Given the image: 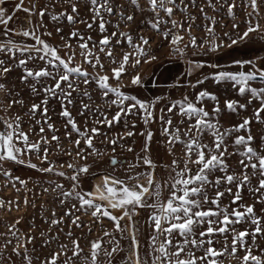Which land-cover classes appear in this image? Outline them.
I'll return each instance as SVG.
<instances>
[{"label": "snow or ice", "instance_id": "6c2138e0", "mask_svg": "<svg viewBox=\"0 0 264 264\" xmlns=\"http://www.w3.org/2000/svg\"><path fill=\"white\" fill-rule=\"evenodd\" d=\"M71 3V0H67ZM196 0H191L192 5H195ZM3 3V0H0ZM129 3L144 12L145 8L141 5L140 0H129ZM147 11L151 14L152 19L148 21L149 26L157 34L168 42L173 55H184L185 49L188 47H200L203 43L198 44L195 37L191 36V22L195 17L188 16V27L185 29L184 23L173 19L179 4H183L184 0H145ZM209 7H213V0H206ZM91 11L93 13L92 23L86 21H77L73 15L68 13H60L53 15L52 20L59 21L62 17L69 24L86 23L91 29L93 24L99 20V32L101 39L98 42H93L92 37L85 38L79 32L73 31L69 33L68 40L77 39L80 49L79 55L81 63H75L76 53L72 51L71 43H65V47L69 49L67 58L59 55V48L49 45L42 40L35 30H25L22 34L26 38H31L35 41L32 45L17 46L12 40H6L0 43V52L19 53L20 58L18 63L25 69L24 75L21 77L22 82L29 78L39 82L42 78H48L54 81L53 85L44 88L46 97L51 96L61 100L63 111L61 116L66 118V125H70L72 132L79 137L73 143L77 148L76 156L79 159H87L88 155H103L95 148L93 143L94 138L100 135L98 128L93 127L90 130L85 127L83 131L78 127L77 122L72 117L71 112L66 105L73 104L72 93L77 91V86L73 80L83 78L82 83L85 85L95 82L98 90L105 101L109 102L110 106H115L117 111L108 118L106 114L100 113L102 119H96L97 124L107 125L111 128L115 124L120 123L122 117H127L133 114H142L141 118L145 124L149 123L153 117L152 105L150 103L139 100L133 95H128L122 91L120 81L126 73L128 67L138 68L142 63H150L156 59V56L149 55L147 46L150 40L143 36L137 37L134 42L133 36L130 33L119 32L120 27L117 24V31H113L107 35L104 14L109 16L114 14L112 0H90ZM252 13L249 14V19L246 21V31L240 36L241 40L247 39L251 33H259L260 25L252 23L253 14L258 15L257 0H249ZM23 0L17 7H22ZM235 3L228 5L229 15H233ZM31 11V9H25ZM188 5L179 8L182 13H187ZM215 10V9H214ZM199 11L204 15L210 23L205 26V31L211 41H214L215 20L208 17L204 13L203 7ZM71 12L78 13L76 4L71 3ZM41 18L45 15L44 11H40ZM167 17V19H164ZM120 20L125 24L134 21L133 15H125L123 11L119 13ZM12 17H5L3 8H0V24L7 25ZM171 23V28L168 24ZM236 27V25H233ZM61 31V29H57ZM181 31H187L189 35V43L181 47L184 37L180 34ZM51 35V33H47ZM63 39V37H62ZM115 39L116 44L127 45L130 51L123 53L121 61L117 67L111 69L113 75L110 78L107 74L101 75L104 71L100 54L103 53L109 58L110 62L117 64L113 56L112 41ZM91 42V46H90ZM237 40H233L232 44H236ZM211 50H216L215 43L212 44ZM27 53V55H25ZM10 58H16L12 56ZM39 59L45 63V67L37 70H32L26 67L29 60ZM87 64L92 69H96L95 75L90 74L84 69L83 65ZM235 66L240 69L250 67V71L227 72L221 71L213 75L216 82L230 81L233 87L238 88V95L249 94L252 98L258 99L260 107L254 112L255 120L258 123L264 124V87L255 88L250 84L253 81L260 80L264 82V68H258L254 61H235ZM197 67L201 65L197 64ZM212 67H219L212 65ZM12 69L6 66L4 60H0V75L10 72ZM110 79L117 82V86L110 83ZM141 78L139 74L133 75L131 78L132 85H139ZM203 83V81H200ZM62 85L67 86L65 90ZM5 90V85L0 84V91ZM33 93L37 92L35 85L32 86ZM10 95V93H8ZM89 100L91 96L84 93ZM111 99L109 100V98ZM205 99H210L216 102V106L209 113L202 106ZM251 102V101H249ZM23 105V100L9 101L8 111L14 104ZM48 99H44L40 104L33 103L29 109L28 115L32 118L35 113L42 108L44 116L43 124H46L50 131H55L53 125L48 122ZM226 108L230 112H236L239 109H244L246 105L238 104L236 101H226ZM134 110L136 112L134 113ZM90 111V105L83 104L80 115ZM99 110L97 109V112ZM168 112L175 114L178 111L182 117L180 124L187 125L180 127L174 125L172 119L165 120L160 117L163 127L162 135L167 138V143L172 146L180 144L183 147V157L172 161L169 166V179L160 184L154 174L156 164L151 159L149 154L148 144L151 141L152 133H147L144 155L138 157V163L130 165L135 168L144 166L148 171L138 173L131 183L123 180H118L114 177L104 176L94 187V190L80 191L79 178L89 172L87 164L77 167L74 164H68L67 167L72 169L73 174L66 177L63 171H56L57 165L51 162L49 157V149L43 147V144L50 143L47 137L41 135V138L35 142L30 140V133L25 132L22 127V117L19 115L14 118L5 119L0 117V162L11 161L17 164H26L27 167L35 169L42 173H52L60 177H66L72 181L70 191H65L64 186L59 183L52 185V191L56 192L61 197L60 202L63 204L69 198L74 199L77 203L72 205L75 211H83L99 221L102 218H108L113 222L114 231L131 235V247L128 253L122 259L124 264H224L221 257L228 256L239 261V264H264V250H260L259 255L253 254V249L258 247L256 244L259 236H264V218L257 215L254 204L239 203L243 200L242 191L245 187L256 194L257 203L264 204V150H257L253 145L254 136L252 135L250 124L251 119L245 118L240 124L234 125L229 129H221L218 115L221 111L219 102L214 94L207 91H201L197 94L196 102L193 103L187 97L183 101L176 102L168 107ZM41 123V121H37ZM132 127H135L133 124ZM40 133H44L43 126L40 127ZM246 133L235 135L233 133ZM71 136V133H66ZM107 135L106 133L104 134ZM127 136H132L131 131L126 133ZM211 137V143H205L204 137ZM227 137H233L232 144L234 151L230 152L226 142ZM124 135H118L117 139L109 140L108 143L115 146L119 139H123ZM52 141H56L59 150L60 138L56 135L52 136ZM85 145L84 149L80 148L81 141ZM261 140L264 141V134L261 135ZM86 150L88 151L85 154ZM115 147H113V152ZM131 152L132 149L128 148ZM41 153H43L41 155ZM67 155H72L71 152H66ZM31 155H36L41 163H47L48 167L39 168L36 164L30 162ZM238 156L239 172L230 171L228 158ZM28 156L29 160L26 163L24 157ZM111 163L115 165L116 159L113 158ZM195 166V167H193ZM63 167V165H60ZM219 173V175L217 174ZM0 175H3L12 187H16V183L26 186V181L19 177H13L11 172L0 169ZM253 177L257 180L256 187H251ZM227 185L224 191H221L223 186ZM209 188L214 190L212 195L209 194ZM233 188L235 191L233 192ZM167 189L169 192L168 198H162V191ZM19 191V189H17ZM45 192L48 189H44ZM227 192L232 196L229 204L223 205L221 198ZM154 198V199H153ZM149 199H153L152 203H148ZM24 205H28L27 197L24 198ZM235 205V207H233ZM13 207L19 210L18 201H5L0 199V209L12 211ZM151 208L153 211L149 216L151 232L145 245L142 247L140 238L137 232L130 228L122 226V221L125 219L131 220L138 208ZM243 209V210H241ZM120 211L122 215H113V211ZM66 216H73L71 211L65 213ZM53 218L48 221L50 228L57 227L63 224V218H56L55 212L52 213ZM79 216L72 219V224L76 227H81L78 223ZM19 220L8 228L9 233L16 239L17 243L13 248L16 255L20 256L19 249L23 248V256L32 264L31 258L27 256V244L32 243L34 237L26 236L23 239L19 235L15 225L19 224ZM248 227L237 228V225H245ZM62 230V229H58ZM229 234H231V243H229ZM67 238L71 241V246L68 244L59 243L58 236H50L46 243L56 241L58 249L52 251L48 257L41 261V264H76L77 259H80L81 264H113L115 254L123 251L120 243L116 240L113 232L104 231V236L109 237L108 244L110 247H104L103 240L97 239L90 241V252L87 256H82L83 248L80 245V238H73V233H66ZM248 237H251L249 244ZM218 238H223L222 243ZM11 243V240L6 241V244ZM220 243L218 248L216 245ZM243 250V255H238L240 250ZM71 252V255H69ZM61 257H64L61 261Z\"/></svg>", "mask_w": 264, "mask_h": 264}, {"label": "rangeland", "instance_id": "374dc122", "mask_svg": "<svg viewBox=\"0 0 264 264\" xmlns=\"http://www.w3.org/2000/svg\"><path fill=\"white\" fill-rule=\"evenodd\" d=\"M233 2L236 7L233 8V15L230 16L227 8ZM71 3L76 4L78 13L71 12ZM71 3H68L67 0H23L22 7H17L20 4V0H3V3H0V8L4 9L5 17L11 16L12 19L9 20L7 25L0 24V43L10 39L17 46L32 45L35 43L33 39L16 33H22L25 30H35L42 40L53 47H58L59 55L64 58H67L69 52V49L64 45L65 43H71L72 51L76 53L75 63H81L79 41L77 39L68 40L69 33L76 31L85 38L91 36L93 42H98L101 39V33L98 28L99 20L93 24L91 29L87 27L86 23L69 24L63 17L59 21L52 20L53 15L68 13L73 15L77 21L83 20L87 23H92L93 13L90 0H71ZM112 3L114 14L111 16L104 14L105 20L108 21L105 35L117 31L115 26L119 24L118 31L130 33L134 42L139 36L148 38L150 40V44L147 46L148 53L150 56H156L155 60L150 63H142L138 68L128 67L119 82L123 86V92L152 105L154 118L145 124L141 118L142 114H133L122 117L120 123L115 124L111 128L107 127V125L97 124L95 122L96 119L103 118L100 113L106 114L111 119L117 108L110 106L109 102L105 101L95 82L85 85L81 82L83 78L74 79L73 83L78 90L72 93L74 103L66 106L81 131L85 127L89 130L93 127L99 129L100 135L94 138L93 143L95 148L103 153V155H88L86 160L79 159L76 156L77 148L73 143L79 137L72 132L70 125H66V118L61 116L63 111L61 100L51 96L46 97L44 92V88L53 85L54 81L42 78L37 82L29 78V80L22 82L21 77L24 75L25 69L19 65L18 59L20 56L16 52H0V60H4L6 66L12 69L10 72L0 75V84L5 85V90L0 91V117L5 119L14 118L17 115L22 117L23 130L30 133V140L33 142L39 140L41 135L47 137L50 143L43 144L42 148L47 147L49 149L48 159L57 165L56 171L65 172L66 177H70L73 174L72 169L67 167L68 164H74L77 167L87 164L89 172L79 178L80 191L94 190L97 182L104 176L131 183L138 173L148 171L142 165L135 168L130 167V165L138 163V157L144 155L143 149L148 132L152 133L148 147L151 159L156 164L154 169L155 178L160 184H164L169 179V166L172 161L183 157V147L180 144L170 146L167 143V138L162 135L163 127L160 117L163 116L165 120L172 119L174 125L182 128L186 127V124H180L182 117L178 111L173 114L168 112L167 109L172 104L183 101L185 97L195 103L197 94L201 91H207L217 97L221 109L217 118L221 129H229L234 125H238L245 118L251 119L250 129L254 136L253 145L257 147V150H264V141L261 140V135L264 134V124L258 123L254 117L255 110L260 107L259 100L252 98L249 94L238 95V88L233 87V83L230 81L216 82L212 78L215 73L221 71L238 72L243 70L247 72L251 70L250 67L240 69L234 65L235 61L252 60L258 68V63L264 66V0H257L259 14H253L252 19L253 24H256L257 21L259 22V33H251L244 40H241L240 36L246 31V21L249 19V14L252 13L249 0H213L215 10L207 5L206 0H196L195 5H192L191 0H184L183 4L178 5L173 19L183 22L185 29H187L188 16L195 17L194 21L191 22V36L196 38L198 44L203 43V46L188 47L185 49L183 56L173 55L168 42L150 28L148 21L152 19V16L147 11L145 0H140L141 5L145 8L143 13L130 4L129 0H112ZM184 5H188L187 13L179 11V8L184 7ZM201 7H203L204 13L208 17L215 20L214 41L210 40L208 33L204 30L210 21L206 20L199 11ZM25 9H31V11H26ZM40 11L45 13L43 18L39 15ZM121 11L125 15H133L134 21L125 24L119 18ZM164 19H167V17H164ZM233 25H236V27H233ZM168 27L171 28V23L168 24ZM58 28L61 31L58 32ZM47 33H51V35L49 36ZM180 34L184 37V41L181 44V47H183L184 44L189 43V35L187 31H181ZM233 40H237V43L232 44ZM112 43L115 45L113 56L117 64L111 63L109 58L103 53L100 54L104 64V71L100 72V74H107L110 78L113 75L111 69L118 66L124 52L130 51L126 44H116L115 39H113ZM213 43L216 45L215 51L211 50ZM12 56L16 58H10ZM197 64L201 66L197 67ZM212 65H218L219 67H212ZM45 66V63L39 59L29 60L26 65L27 68L32 70ZM83 67L90 74L95 75L97 72L96 69H92L87 64H84ZM136 74H139L141 83L132 85L131 78ZM200 81H203V83H200ZM110 83L113 86H117V82L113 79H110ZM33 85L37 89L36 93L32 91ZM250 86L262 88L264 87V82L256 80L251 82ZM62 87L67 90L66 85H62ZM85 92L92 97L91 100L84 95ZM46 98L48 99V122L53 125L54 132L50 131L46 124H43L42 108L35 113L34 118L28 115L33 103L40 104ZM11 100H23V105L17 103L10 110L4 111ZM226 101H236L238 104L246 105V107L244 109L238 108L236 112H230L226 108ZM83 104L90 105V111L80 115ZM197 106H202L206 111L212 113L216 102L205 99L202 105ZM97 109L99 110L98 112ZM135 112L136 110H134ZM261 116L264 117V113H261ZM37 121H41V123H37ZM133 124L135 127H132ZM41 126L45 129L42 134L39 131ZM0 128H2V125H0ZM129 131L133 133L132 136L126 135ZM66 133H71V136L66 135ZM105 133L107 134L106 136L104 135ZM239 134L246 135L243 132L233 133V137ZM53 135L60 138L59 150L56 141L51 139ZM118 135H124V138L119 139L117 145L113 146L108 143L109 140L117 139ZM233 137L226 138L230 152L234 151ZM204 142L210 144L211 137L205 135ZM113 147H115L114 152ZM80 148H85L83 140ZM128 148H131L132 151L129 152ZM88 151L91 150H86L85 154ZM66 152H71L72 155H67L65 154ZM113 158L117 161L115 165L111 163ZM24 159L27 163L29 157L25 156ZM238 160L239 157L235 155L228 158L227 162L230 165V171H240ZM30 162L36 164L39 168L48 167V164L41 163L36 155H31ZM60 165H63V167H60ZM0 169L9 171L13 177H19L21 180L26 181V186L16 183V187L13 188L11 183L3 175H0V199L19 202V210H16L15 207H13L12 211L0 209V264H28V261L23 256V248L19 249L21 252L20 256L13 251L17 241L9 233L8 228L17 220L20 222L15 225V229L18 230L21 238L23 239L26 236L34 237L32 243L27 244V256L31 258L32 264H41V261L48 257L52 251L58 249L56 241L46 243L50 236H58L59 243L71 246V241L66 236V233L71 231L73 238H80V245L83 248L81 255L87 256L90 252V241L102 238L104 247H110L108 244L110 238L104 236L105 230L113 232L116 240L120 243L121 249H123V251L115 254L113 264H124L122 258L127 255L131 247L130 234L128 232L123 234L115 232L113 222L108 218H102L97 221L83 211H75L72 205L77 202L72 198L67 199L62 204L60 202L61 197L52 191L54 183L62 184L65 191H70L72 188L70 179L52 173H42L27 167L26 164H17L11 161L0 162ZM217 174L219 175V173ZM256 185L257 180L253 177L251 187L254 188ZM226 187L227 185L223 186L221 191H224ZM46 188L48 189L47 192L44 191ZM208 191L210 195L214 193L211 188ZM234 191L235 188H233ZM168 195V190L164 189L162 198L166 200ZM242 196L243 200L239 203L254 204L257 215L264 218V204L256 202V194L245 187L242 191ZM25 197L28 199L27 206L24 205ZM153 199H149L148 203H152ZM231 199L232 196L225 192V195L221 198L222 204H229ZM69 211L73 213L72 217L65 215ZM152 211L151 208L145 207L138 208L135 212H138V216L134 231L138 233L142 247L151 232L149 216ZM53 212H55L56 218H63V224L50 228L48 221L53 218ZM75 216H79L78 223L81 224V227H76L72 224L71 221ZM236 227L242 229L248 227V225H237ZM218 239L222 243L223 238ZM228 239L229 243H231V234H229ZM247 239L249 244H251V237ZM8 240H11V243L6 244ZM256 244L258 247L253 249V254L259 255L260 250H264V236H259ZM216 246L219 248L221 244L218 243ZM69 255H71V252H69ZM238 255H243L242 249L238 252ZM60 259L63 261L65 258L61 257ZM221 259L224 264H239V261L227 255L221 257ZM76 264H81L79 258Z\"/></svg>", "mask_w": 264, "mask_h": 264}, {"label": "trees", "instance_id": "16d2710c", "mask_svg": "<svg viewBox=\"0 0 264 264\" xmlns=\"http://www.w3.org/2000/svg\"><path fill=\"white\" fill-rule=\"evenodd\" d=\"M258 66H259V68H264V66H262V65H259V63H258ZM139 212V211H138ZM137 212V213H138ZM137 213H135L134 215H133V217H132V219L131 220H128V219H125V220H123L121 223H122V225L123 226H125L126 228H130V229H132L133 231H134V225H135V223H136V221H137V216H138V214ZM113 215H117V216H120V215H122V212H120V211H113ZM135 232V231H134ZM129 237L131 238V236L129 235Z\"/></svg>", "mask_w": 264, "mask_h": 264}]
</instances>
